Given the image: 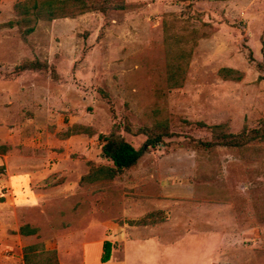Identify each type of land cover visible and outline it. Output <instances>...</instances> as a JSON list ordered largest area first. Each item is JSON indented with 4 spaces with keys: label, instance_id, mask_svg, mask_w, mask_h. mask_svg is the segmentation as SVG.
<instances>
[{
    "label": "rangeland",
    "instance_id": "374dc122",
    "mask_svg": "<svg viewBox=\"0 0 264 264\" xmlns=\"http://www.w3.org/2000/svg\"><path fill=\"white\" fill-rule=\"evenodd\" d=\"M20 1L24 0H0V26L19 19L14 7ZM128 2L133 6L131 11L40 22L27 40L18 27L1 28L0 93L12 90L19 94L24 82L45 84L48 77L52 94L64 104L58 110L60 114L69 111L85 124L94 122L95 128L87 127L97 134H108L116 123L125 140L137 149L146 142L144 135H136L138 131L158 121H168L176 137L166 139L165 146L148 147L150 154L144 155L139 166L157 165L161 157L164 166L194 168L196 174L190 181L217 184L225 195L214 200L234 204L244 232L236 244L237 255L228 254L226 264H264V158L245 160L238 151L227 148L197 149L186 135L197 139L209 135L185 122H229L232 132L237 133L245 124L253 128L264 121V80L259 81L261 72L257 66L264 64V0H196L194 10L203 14L202 19L212 24L213 30H204L210 37L199 41L185 84L179 89H169L167 85L162 20L166 13H176L183 21L191 17L192 23H197L194 13H188L189 1ZM248 49L255 62L248 61ZM50 57L58 79L50 71L30 72L32 76H23L22 80L15 73V68L26 61H46ZM221 68L242 71L245 77L241 82L224 81L218 74ZM44 97L40 92L35 98L39 101ZM68 106L70 110H66ZM4 113L6 110L0 109V115ZM21 113L13 110L15 122L7 127L19 126L34 116L29 107L21 109ZM37 126L42 130L44 121L40 119ZM126 126L132 133L124 130ZM10 133V129L0 127V154L12 148L2 141ZM17 144L20 151L31 155L32 148L24 149L19 141ZM180 150L186 152L178 153ZM98 152L93 149L94 158ZM80 158L79 153L72 154L74 169L73 165L69 168L67 185L65 182L46 189L51 193L46 196V218L41 206L19 210L15 215L6 196V166L0 163V264H24V249L40 243L49 250L56 248L60 264H99L95 258L104 249L100 245L104 236L100 224L122 220L114 212L122 206L124 177L82 189L77 185L78 174L74 176L79 172ZM64 186L66 189H61ZM95 224L100 227L82 235ZM21 225L38 227V236L20 237L17 229ZM114 246L121 249L118 242ZM86 247L90 250L87 259ZM210 253L205 251L201 257L196 253L193 263L207 264L201 259ZM111 264L123 261L117 258Z\"/></svg>",
    "mask_w": 264,
    "mask_h": 264
},
{
    "label": "crops",
    "instance_id": "0c3cea01",
    "mask_svg": "<svg viewBox=\"0 0 264 264\" xmlns=\"http://www.w3.org/2000/svg\"><path fill=\"white\" fill-rule=\"evenodd\" d=\"M90 14L93 13L86 15ZM46 61L50 64L52 57ZM30 74L29 71L24 72L20 79ZM47 78L45 84H37L32 80L34 84L27 85L28 82L23 81L26 85L19 87V94L12 90L0 93V109L6 110V113L0 115V122L4 124L0 127L11 131L2 141L12 147L8 152L0 154V163L6 166V176L3 177L7 181L6 196L9 197L8 203L13 204L16 216L19 210L41 206L46 218V196L51 195L46 193V189H55L65 182L67 185L74 152L81 155L78 160L79 172L74 173L72 170L74 176L78 174L76 180L79 186L81 178L90 171L89 162L102 165L106 161L107 165L111 164L102 157V145L99 146L97 135L62 137L73 125L95 128V123L85 124L69 111L60 114L58 110L64 104L52 94ZM40 92H44L45 97L38 101L35 97ZM52 98H57V101ZM26 107L34 112V116L19 126L7 127V124L15 122L13 110L21 113V109ZM66 110H70V106ZM40 119L44 121V126L42 130H37ZM18 141L23 143L24 149H33L31 155L18 149ZM93 149L99 151L95 158L92 155ZM157 163L147 167L138 164L123 175L122 206L114 212L122 220L116 222V218L100 224L104 234L100 245L102 248L105 242L113 245L111 258L105 264H111L117 258L123 264H194L195 254L199 252L201 257L205 251H211L210 255L201 259L206 260L207 264H226L230 254L237 255L236 244L244 234L234 204L226 200H214L225 195L217 184L190 181L189 178H194L196 174L194 168H188L187 165L181 168H174L170 164L164 166L161 157H158ZM71 168L74 169V165ZM61 176L64 177L59 179ZM61 189H66V186ZM154 212H162L165 221L147 226L128 224V221L141 220ZM98 225H92L82 235H89L94 227H100ZM21 227L17 229L19 235ZM116 242L118 247L121 245V249L114 246ZM89 251L87 247L84 248L85 259ZM103 255L104 249L96 256L95 263L99 259V264H103ZM233 259L237 260L236 257Z\"/></svg>",
    "mask_w": 264,
    "mask_h": 264
},
{
    "label": "trees",
    "instance_id": "16d2710c",
    "mask_svg": "<svg viewBox=\"0 0 264 264\" xmlns=\"http://www.w3.org/2000/svg\"><path fill=\"white\" fill-rule=\"evenodd\" d=\"M188 13H194L193 17L197 23H192L191 17L186 21L180 19L176 13H166L163 16V44L166 60V79L169 89H179L185 84L190 61L198 43L202 39H207L210 34L207 28L213 30V26L202 19L203 14L194 10L196 0H188ZM229 1V0H218ZM133 6L128 0H24L18 2L14 7V12L19 17L16 21H11L1 28L18 27L22 31L24 40H27L40 22L52 23L57 20L71 19L75 20L80 16L89 13H98L107 16L112 11H131ZM185 14V11L182 12ZM200 27H196L198 25ZM248 61L255 62L253 53L250 49ZM261 75L259 81L264 80V64H257ZM48 72L54 74V78L59 76L55 73V67L48 61H26L17 68L16 74L24 72ZM224 81L241 82L245 73L233 68H221L218 72ZM198 130L206 132L208 138H195L192 135H186L187 139L195 145L197 149L205 151L215 150L217 148H227L239 152L242 159L255 161L264 158V121H260L255 127L247 124L241 131L234 133L231 130L229 122L215 125H209L205 122L191 123ZM124 130L132 133L129 127ZM77 134H86L90 137L98 136V141L102 144V157L108 160L109 165H97L89 162L90 171L81 178L79 182L81 187L90 186L95 183L114 181L122 178L130 169L137 166L144 155L149 153L148 147L156 148L165 146L166 139L176 137L168 121H158L152 127H145L138 131L136 135H144L146 142L143 147L137 149L133 144L126 141L122 136V129L116 123L108 134H97L96 131L84 125H73L62 137H70ZM147 147V148H145ZM165 221L162 212H154L138 221H128L130 226H147L162 223ZM39 229L30 225H23L20 228L22 236H38ZM110 242L104 243L103 263H107L111 258ZM24 264H60L58 251L48 250L44 244L27 246L24 249Z\"/></svg>",
    "mask_w": 264,
    "mask_h": 264
},
{
    "label": "water",
    "instance_id": "95a60500",
    "mask_svg": "<svg viewBox=\"0 0 264 264\" xmlns=\"http://www.w3.org/2000/svg\"><path fill=\"white\" fill-rule=\"evenodd\" d=\"M145 148H147V147H145Z\"/></svg>",
    "mask_w": 264,
    "mask_h": 264
}]
</instances>
